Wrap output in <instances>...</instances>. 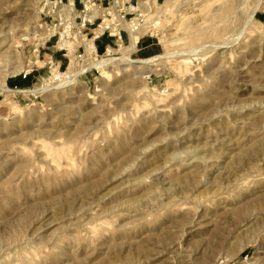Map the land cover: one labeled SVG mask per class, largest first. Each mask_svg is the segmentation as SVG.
I'll return each instance as SVG.
<instances>
[{"label": "rangeland", "instance_id": "obj_1", "mask_svg": "<svg viewBox=\"0 0 264 264\" xmlns=\"http://www.w3.org/2000/svg\"><path fill=\"white\" fill-rule=\"evenodd\" d=\"M42 7L0 0V77L42 74L0 90V264H264V0L155 1L152 46L68 69Z\"/></svg>", "mask_w": 264, "mask_h": 264}, {"label": "built area", "instance_id": "obj_2", "mask_svg": "<svg viewBox=\"0 0 264 264\" xmlns=\"http://www.w3.org/2000/svg\"><path fill=\"white\" fill-rule=\"evenodd\" d=\"M84 6L83 15H79V21L77 23V31L79 34L83 33V29L87 25H93L98 28V36L103 34H108L110 36L116 37L118 32L124 29L125 24L129 23L131 26V32L138 30L139 28L146 27L148 25V14L152 10V0H107L106 5L102 11V16H94L92 19L90 16L93 14L95 7H98L100 0H81ZM151 1V2H150ZM42 11H41V22L39 26L43 28L44 24H47V20L54 18L57 25L63 28L64 35L59 33L60 39L64 36L67 40L73 39V34L67 32L66 28L69 30L71 26V17L75 10L76 0H42ZM74 19H77L75 17ZM52 20V19H51ZM53 21V20H52ZM153 35V33H150ZM122 41H120L119 47H121ZM87 51H84L86 54ZM109 49L102 55L108 54ZM94 56H100V54L95 53ZM88 57H83L81 63L83 64ZM51 67L55 64L54 60L51 59L48 63ZM35 69H24L20 71L15 76H20L23 79L28 78ZM85 73L79 74L77 77L84 75ZM73 78V74L69 73L67 70H61L58 74L52 76L48 84L49 90L62 88L60 82L62 80L66 81L63 85H69V81ZM21 90V89H20ZM20 92V91H15Z\"/></svg>", "mask_w": 264, "mask_h": 264}, {"label": "crops", "instance_id": "obj_3", "mask_svg": "<svg viewBox=\"0 0 264 264\" xmlns=\"http://www.w3.org/2000/svg\"><path fill=\"white\" fill-rule=\"evenodd\" d=\"M159 1V0H153V2ZM106 0H100L99 5H105ZM81 0H76V6L75 10L73 12V15L71 17V26L69 27V30L66 28V31L68 30L73 34V39H71V43L68 45L66 44L64 47H57L55 50H45L43 56L45 57V61L49 62L51 59L54 60L56 66L58 68H66L68 69L71 65V50L70 46L74 47L76 46V50L74 51L76 53L77 50H83L87 51L88 47L92 49L93 52L98 53V54H104L107 49H114L115 47H119L120 41L125 42V41H132V37H134V41H138L136 43V50L135 53L142 52L143 49H147L148 47L152 46L153 43H151L154 40V35H151L148 33V31L145 30V27L139 28L141 30H144L143 33L138 36L137 34H134L129 30V23L125 24V27L123 30L118 32V35L116 37L110 36L108 34H103V35H97L98 33V28L95 26L96 24L93 25H87L83 29V33L79 34L77 31V23L79 21L78 17L79 15H83L84 12V6L82 5ZM79 5V7H77ZM102 16V13L99 15ZM77 17V19H74ZM264 18V16H262ZM138 29V30H139ZM67 31V32H68ZM137 31V30H136ZM52 36V35H51ZM52 37H48L46 41H50ZM61 41L60 38L57 40V44ZM140 45L142 47H140ZM57 46L53 45L52 47ZM48 49H50V46H47ZM41 71L39 68H35V71L31 73V75L23 79L20 76H14L11 77V79L7 80V83L12 82V87L13 88H26L30 86L35 79L39 76L42 75L40 74ZM9 86V85H8Z\"/></svg>", "mask_w": 264, "mask_h": 264}, {"label": "bare ground", "instance_id": "obj_4", "mask_svg": "<svg viewBox=\"0 0 264 264\" xmlns=\"http://www.w3.org/2000/svg\"><path fill=\"white\" fill-rule=\"evenodd\" d=\"M94 16H95V14H92L90 16V18L92 19ZM111 51H112V49H109L108 53H110ZM155 59H157V56L156 57H148V58H144V59H140V60H134V59H132L130 57H123V60H125V62H123L121 65H129V64L134 65V63H138V67L139 66L141 68L144 67V69L146 67V69H147L149 67V65L152 64L150 62H153ZM115 60L116 59L111 57V58H108L105 61L96 63V65L98 67L103 66L104 69H105V72L107 70L108 74H111L114 71L111 67H113V63H114ZM13 72L14 71H9L8 73H5V74L1 75L2 77H0L1 78L0 79L1 80L0 90H2V91H17V89H11V87H9L7 82H6L7 76H9ZM64 82L65 81L62 80L60 83H64ZM43 89H47V88L43 87L41 90H43ZM48 89H49V87H48Z\"/></svg>", "mask_w": 264, "mask_h": 264}]
</instances>
